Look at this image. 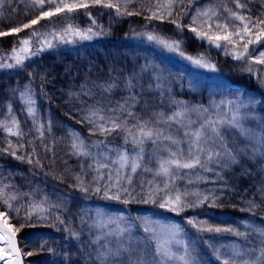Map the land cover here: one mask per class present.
Masks as SVG:
<instances>
[{
  "label": "rangeland",
  "instance_id": "rangeland-1",
  "mask_svg": "<svg viewBox=\"0 0 264 264\" xmlns=\"http://www.w3.org/2000/svg\"><path fill=\"white\" fill-rule=\"evenodd\" d=\"M18 1L29 4L27 10L19 12L21 16L9 12L8 7L0 3V32L30 23L42 11H54L56 5L61 4V0H44L41 8L36 0ZM65 2L78 3L80 0ZM83 2L89 3V7L77 8L71 13L65 10L45 17L27 31L41 37L55 55L69 53V57L83 63H78V71L69 85L72 92L70 102L86 122L91 120L89 124L94 128L101 123L110 128L111 124L100 120L99 117L103 115L126 125L107 134L95 128L101 138L91 141L77 127L68 124L71 148L79 171L75 188L81 210L79 224L89 233L93 249L91 255L84 254V257L96 264H182L178 259L158 255L156 250L158 246L162 249L167 246L179 256L185 254L184 245H187V253L193 264H212L232 257H246L244 243L262 226L264 229V223L262 225L257 220L258 214H261L258 184L261 179L264 181V64L255 62L264 52V38L250 44L247 54L240 59L232 52L244 51L243 42L234 35V44L218 41L221 49L206 47L192 56L181 55L183 62L180 63L175 59L178 47L170 49L143 39L121 40L100 32V27H114L112 23H120L110 14L116 8L93 5L91 0ZM111 2L120 8L124 5V0ZM166 3L167 0H150L142 4L136 12L139 17L137 25L132 30L146 34L154 27L175 20L189 32H192L190 27H196L201 32L209 31L210 25L209 34H215L218 31L216 25L219 24L227 25L228 31L241 30L242 33L244 24L251 29L257 21H264V0L263 3H252L250 0H175L171 16H168L166 8H157V4ZM206 11L215 15H198ZM153 12L163 13L165 18L149 19ZM232 13L244 20L236 19ZM194 17L197 18L195 25L192 24ZM248 17L250 21L246 19ZM69 26L71 30L66 31ZM89 29L91 33H96L91 39H81L74 34L77 30L87 33ZM7 36L9 38L12 34ZM249 38L255 40L253 35L245 39ZM167 41L180 44L178 39ZM3 51L5 48L0 42V52ZM13 54L15 56L20 52ZM3 57L11 60L12 53ZM195 59H201L212 67L193 63ZM81 73L85 74L84 80L75 82ZM16 74L12 67L0 72V78H8L5 84H0V130L7 135H28L35 127L48 123L47 109L27 87L9 81L15 79ZM86 74L92 76L90 80L86 79ZM98 76L103 81L100 84L96 82ZM118 86L128 92L123 101L113 102L110 96ZM96 89L98 94L95 93ZM137 96L146 100L158 99L154 105L156 115L151 119L141 122L133 113L140 105L137 106ZM29 98L33 103H27ZM97 110L102 111L93 116L92 113ZM129 111L131 116L127 114ZM176 112H183V118L167 119ZM217 115L225 120L235 115L240 126L221 125L222 139L213 137L209 141L221 155L211 161L202 157L206 167L178 169L172 179L156 176L155 171L159 158L167 159L168 149L175 151L177 146L162 138L156 143L145 140L139 146L131 142L130 136L127 142L125 140L127 128L136 132L133 125L149 122L165 136L171 135L181 140L178 148L186 157L189 145L183 135L187 129L182 125L191 121L192 126L196 127L204 116L215 119ZM81 141L83 143L79 149L73 147ZM141 148L143 167L136 173H131L130 169L121 170L117 185L116 170L119 165L112 161L124 151L130 157H135ZM83 152L90 155L81 154ZM229 152L234 161L229 157ZM97 161L107 163L108 168L100 169L98 173ZM144 167L152 171L146 172ZM125 176H131V183L124 179ZM166 180L171 191L164 188ZM106 185H112L110 195L121 189L119 200L104 197ZM98 186L100 193L95 191ZM85 188L88 190H82ZM122 189H127V193ZM177 192L188 207L179 213L160 207L161 198L166 194L175 196ZM205 196L207 200H203ZM151 199H155V202H151ZM125 200L128 202L125 203ZM225 205L238 209L241 215L233 217L220 210ZM209 226L232 231L201 230ZM146 227L150 231L146 232ZM175 229H179L176 234ZM72 236L76 238V235ZM19 245L24 263L32 264L24 255L25 249L30 248L29 244L22 242Z\"/></svg>",
  "mask_w": 264,
  "mask_h": 264
},
{
  "label": "trees",
  "instance_id": "trees-1",
  "mask_svg": "<svg viewBox=\"0 0 264 264\" xmlns=\"http://www.w3.org/2000/svg\"><path fill=\"white\" fill-rule=\"evenodd\" d=\"M148 1L150 0H124L119 13L117 9L114 12L110 11L114 19L120 23H112L114 27H100L98 30L116 39H143L156 45L161 44L159 43L161 39H178L180 44L175 59L180 63L183 62V57L192 56L195 52L200 53L206 47L221 49L216 46L218 42L201 39L184 27L177 28L176 23L172 22L154 27L146 34L132 30L137 25L139 17L127 13H136L140 6ZM250 1L263 3V0ZM0 3L5 4L4 7H8L9 12L18 13L17 16H21L19 12L27 10L29 5L18 0H0ZM246 19L251 20L249 17ZM261 28H264V24L259 25V28L255 25L251 27L254 37ZM27 30L23 29L9 38L0 36V42L5 48V51L0 52V64L13 65L12 69L16 70L17 74L15 79L9 81L27 87L44 104L48 123L35 127L28 135H7L0 130V191L3 192V196L0 197V211L6 214L8 223L17 229L19 244L22 242L29 244L30 248L25 249V252H31L32 256L27 255L26 259L31 260L32 264H90L93 260L88 261L84 254L91 255L93 249L89 233L79 224L81 210L75 193L79 171L71 148L68 128V124L77 127L91 141L101 138L99 132L78 114L75 105L70 102L72 92L69 82L78 71V63L81 65L83 63L69 57L71 55L69 53L55 55L47 48L41 37H36ZM149 35L158 39L149 40ZM25 38H30V52L20 53L19 55L25 58L22 64L17 65L13 49L19 51L21 48L19 41ZM179 51L183 54H179ZM237 52L232 53L236 55ZM7 53H12L11 60L3 57ZM7 69L9 68H0V72ZM91 77L87 75L86 79L90 80ZM84 78L85 74L81 73L75 82H81ZM7 81V77L0 78V84ZM96 82L99 84L103 82L101 76L96 78ZM118 87L110 96L113 102L123 101L128 92ZM95 93L98 94L99 91L96 89ZM136 99L137 106L140 105L133 113H136L139 121H146L156 115L157 109L154 110L158 100L156 97L146 100L137 96ZM258 193L261 214H258L257 220L263 225L262 179L258 184ZM5 200L8 201L7 204L4 203ZM220 210L233 217L241 215L238 209L229 205ZM263 232L262 226L244 243L246 257L229 258L227 259L229 264H244V261H249V264L253 261L255 264H264ZM72 234L76 235L77 239ZM93 264H96L95 261ZM212 264H224V261Z\"/></svg>",
  "mask_w": 264,
  "mask_h": 264
},
{
  "label": "snow or ice",
  "instance_id": "snow-or-ice-1",
  "mask_svg": "<svg viewBox=\"0 0 264 264\" xmlns=\"http://www.w3.org/2000/svg\"><path fill=\"white\" fill-rule=\"evenodd\" d=\"M36 3L43 8L44 6V0H36ZM91 3L93 5H102L103 7H107V8H116L117 12L119 13L120 11V6L118 4H113L111 2V0H91ZM175 3V0H167L166 4H157V8H166L167 9V14L168 16L172 15V7ZM89 7V3H85L83 2V0H80V2H73V3H68L65 2V0H61V4L56 5L55 10H48V11H42L40 13V15L34 19H32L30 21V23H26L22 26H18V27H14L12 29H10L9 31H5V32H0V36H7L10 34H18L19 32H21L23 29H27L32 27L33 25L37 24L39 22L40 19H43L45 17H50L52 15H56L57 13L60 12H64L65 10L69 13L73 12L74 10H76L77 8H88ZM128 15H133V14H138V13H132V12H128ZM198 15H204V16H210V15H215L214 12H209L206 11L204 13H199ZM232 15L236 18L239 19L241 21L244 20L243 17H238L235 15V13H232ZM149 19H160L163 20L165 17L163 15V13H158V12H153L152 16L148 17ZM172 23H176L177 28H183L184 26L180 25L179 23H177L175 20L171 21ZM197 23V18H193L192 20V24L195 25ZM264 24V21H257L255 23V26L259 28V25ZM217 28V33L215 34H209L210 30H211V26L209 25V31H198L196 27H190V30L194 33H196V35L201 38V39H208L211 42H218L221 40L227 41L229 44H234V41L232 39V37L235 35L236 37L239 38V41L243 42L242 46L244 48L243 52H237L236 53V58L240 59L242 57H244L247 54V49L249 47L250 44H252L253 42H259L262 38H264V28H261L257 33H255V40L253 39H245L246 37H251L253 35V33L251 32V29L249 28L248 24H244L243 26V30L241 33V30H236L235 32L232 31H228L227 29V25L221 26L219 24L216 25ZM71 30V26H69V29H67L66 31H70ZM222 30V31H221ZM91 29L87 30L86 32H81L79 30L75 31V35L79 36L81 39H91L92 35H96V33H91ZM33 35H35V33H33ZM149 40H154V39H158L155 36L149 35L148 36ZM19 43L21 44V48L19 49L20 53H24V54H28L30 52V38H25V39H21L19 41ZM159 43L163 44L164 46L172 49L174 46L178 47V43L171 44L168 43L165 40H159ZM217 47L220 46L219 43H217L216 45ZM235 46V45H234ZM13 53H17V50L14 48L13 49ZM183 54V53H181ZM16 64L20 65L22 64L25 56L16 54L14 56ZM188 59H192V57H188ZM256 63L259 64H264V52L260 53L259 58H257L255 60ZM193 63L196 64H200L201 66L204 67H212L211 65H208L206 63H203L201 59H195L193 60ZM3 67H8L11 68L13 67V65L8 64V65H4V64H0V68ZM249 71H251V68L248 69ZM111 87V86H110ZM129 87H131V85L129 84ZM130 99H134L132 97H130ZM27 103L31 104L33 103V101L29 98L27 100ZM231 103V102H229ZM121 110L123 111L124 109L121 108ZM29 111L31 112L32 109L29 108ZM102 111V110H97L94 111L92 113L93 116L98 115V113ZM197 111H204L206 112L207 110H197ZM129 116L132 115V113L129 111L127 113ZM184 113L183 112H176L174 113L172 116L168 117V120H176L178 117L183 118ZM101 121H107V123L111 124V127H105V125L103 123L98 124L95 126V128L97 130H99L102 133H110L113 131H117V130H121L122 128H125L126 125L121 124L120 122H118L117 119H114L112 117H105L103 115H101L100 117ZM90 123H92V121H89ZM15 123V122H14ZM224 124H228L231 127H235V128H239V124L237 121V117L235 115H233L231 117L230 120H225L223 117L217 115V117L215 119H213L211 116H204L201 120V122L199 123L198 126L193 127V122L189 121L188 124L182 125L185 129H187L186 131H184L183 135L185 138H187L188 141V149H187V156L185 157L183 151H181L178 146L179 144L182 142L179 139L174 138L171 135H167L165 136L161 131H159L158 129L152 127L149 122H143L142 124H137V125H133V127H135L137 129L136 132H133L131 128H127V132H128V136L125 137V140L127 142L128 137H131V142L135 145V146H139L142 145L144 143L145 140H151L153 143H156L158 140H160L161 138L164 140H167L171 143V145H175L177 146V150L173 151L171 149H168V158L165 159L163 157H160L157 164V169L155 171V175L156 176H160V177H167L169 179H172L174 177V173L176 170L178 169H194L197 166L200 167H206L204 161H202V157H206V159L208 161H211L214 157H219L221 154L219 152H217L214 147L209 144V141L212 140L213 137L215 138H220L222 139V133L220 131V126L224 125ZM9 132H11V129H8ZM241 131H243L241 129ZM13 134H17V133H13ZM82 141L78 144H74L73 147L79 149L82 146ZM143 149L141 148L140 151L137 152L135 157H130L129 154L124 151V152H120L118 153V157L116 160H113L112 163L114 164H118L119 168L116 170L117 171V180H116V184L119 185L120 183V172L123 169H130L131 173H136L138 169L143 167V155H142ZM14 154V153H13ZM83 155H90V153L87 152H83L81 153ZM229 157L234 161L235 158L231 156V153H228ZM108 164L104 163V162H100L97 161V166H96V171L99 173L100 169H104V168H108ZM144 171L146 172H150L152 171V169L144 167L143 168ZM102 178V177H101ZM109 179L111 180V176H109ZM124 179H127L129 183H131V176H125ZM112 185H106L104 190H103V195L105 198H110V199H116L119 200L120 199V191L121 189L118 188L117 191L115 193H112L110 195V189H111ZM164 188L167 189L168 191H171V189H169V184L167 182V180L164 183ZM84 191H87L88 189H82ZM125 193H127V189H122ZM159 190V189H158ZM95 191L97 193L101 192V188L98 186L95 188ZM186 195V194H185ZM198 195V194H197ZM3 196V192L0 191V197ZM150 198H151V193L149 194ZM162 199V202L160 203V207L161 208H168L170 211L173 212H181L184 210L185 207H188L189 205H187L183 198L182 195L177 192V194L175 196H171V195H167ZM199 199V196H198ZM208 197L205 196L203 197V200H207ZM125 203H127L128 201L125 200ZM148 202V201H145ZM151 202H155V199H151ZM202 202V201H201ZM5 204L8 203L7 200L4 201ZM9 207H11V205H8ZM63 222V221H61ZM110 222H115V221H110ZM190 223L192 221H189ZM202 231H215V232H221V231H232L231 229H221L219 227L213 228L211 226L206 227V228H201ZM17 229H15L13 226L9 225L7 218H6V214L4 212H0V241H5L8 245V251L6 252L5 249L0 248V260H3L5 258V256L8 255H14V259H8L5 264H23L22 260L20 259L21 257V250L16 246V242H15V234H16ZM145 231H150L149 228H145ZM179 229H175L174 230V234L178 233ZM238 235L240 233H237ZM177 243H182L181 241H177ZM157 254L158 255H162L163 257H166L168 259H178L179 261L182 262V264H193V261L189 258L188 253H187V245H184V251L185 254L184 255H179L177 256L175 253L171 252V249L168 248L167 246L163 247V249L158 246L157 247ZM24 255H32L31 252H25ZM101 255H104L103 253ZM139 264H142V262H139ZM224 264H229L228 260L224 261ZM244 264H249V261H244ZM251 264H255V261L251 262Z\"/></svg>",
  "mask_w": 264,
  "mask_h": 264
},
{
  "label": "water",
  "instance_id": "water-1",
  "mask_svg": "<svg viewBox=\"0 0 264 264\" xmlns=\"http://www.w3.org/2000/svg\"><path fill=\"white\" fill-rule=\"evenodd\" d=\"M14 239H15V242H16V246L20 249L19 242H18V239H17L16 235H15ZM4 245H7V243L5 241H0V246H4ZM8 259H14V255L5 256V258L2 261H5L6 262ZM20 259L22 260L23 264H25L24 263V259H23L22 251H21V257H20Z\"/></svg>",
  "mask_w": 264,
  "mask_h": 264
},
{
  "label": "bare ground",
  "instance_id": "bare-ground-1",
  "mask_svg": "<svg viewBox=\"0 0 264 264\" xmlns=\"http://www.w3.org/2000/svg\"><path fill=\"white\" fill-rule=\"evenodd\" d=\"M0 248L5 249V251L7 252V246L6 245L5 246H1ZM0 264H3V262H0Z\"/></svg>",
  "mask_w": 264,
  "mask_h": 264
}]
</instances>
